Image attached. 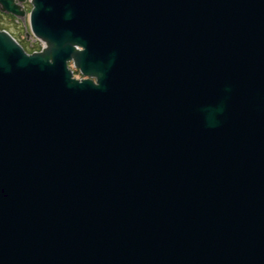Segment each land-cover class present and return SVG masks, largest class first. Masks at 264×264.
<instances>
[{
    "label": "water",
    "instance_id": "1",
    "mask_svg": "<svg viewBox=\"0 0 264 264\" xmlns=\"http://www.w3.org/2000/svg\"><path fill=\"white\" fill-rule=\"evenodd\" d=\"M29 2L39 51L0 30V264H264V0Z\"/></svg>",
    "mask_w": 264,
    "mask_h": 264
},
{
    "label": "rangeland",
    "instance_id": "2",
    "mask_svg": "<svg viewBox=\"0 0 264 264\" xmlns=\"http://www.w3.org/2000/svg\"><path fill=\"white\" fill-rule=\"evenodd\" d=\"M21 5L26 11V15L23 18L15 17L11 14L2 13L0 11V28L8 30L17 40L20 41L24 50L27 53H31L39 48L41 49L42 44L40 41L36 40L32 35H27L28 33L30 34L28 13L32 8L29 0H25L21 3ZM74 78L81 79L82 77L81 75L77 76L74 74Z\"/></svg>",
    "mask_w": 264,
    "mask_h": 264
},
{
    "label": "flooded vegetation",
    "instance_id": "3",
    "mask_svg": "<svg viewBox=\"0 0 264 264\" xmlns=\"http://www.w3.org/2000/svg\"><path fill=\"white\" fill-rule=\"evenodd\" d=\"M14 1H15V3H17L18 0H14ZM0 30H1V31H2V30L7 31V32H8V33H9V34H10V35H11V36H12V37H13V38L19 43V45L22 46V44L20 43V41L17 40V39H16V38H15V37H14V36L8 31V30H6V29H4V28H0ZM27 35H28V34H27ZM29 35H31V34H29ZM29 35H28V36H29ZM22 48H23V46H22ZM23 49H24V48H23ZM37 50H40V48L37 49ZM37 50H35V51H37ZM35 51H33V52H35ZM31 53H32V52H31ZM71 66H72V64L69 63V64H68V67H70L69 69H70V70L72 71V73H73V78H74V74L77 75V76H79V75H80L79 72H78L76 69H74L73 66H72V67H71ZM72 69H74L75 71L72 70ZM74 72H76V73H74ZM78 74H79V75H78ZM81 77H82V76H81ZM82 78H83V77H82ZM75 79H76V78H75Z\"/></svg>",
    "mask_w": 264,
    "mask_h": 264
}]
</instances>
